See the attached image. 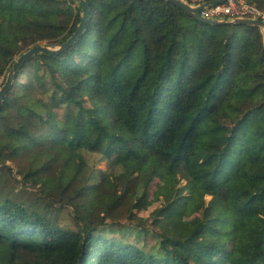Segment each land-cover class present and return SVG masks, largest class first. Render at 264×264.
Segmentation results:
<instances>
[{"label": "trees", "instance_id": "obj_1", "mask_svg": "<svg viewBox=\"0 0 264 264\" xmlns=\"http://www.w3.org/2000/svg\"><path fill=\"white\" fill-rule=\"evenodd\" d=\"M60 1L0 0V76L10 69L1 84L21 54L59 46L76 30L80 5L72 16ZM85 1L82 33L26 60L0 104V162L25 161L23 182L49 206L70 205L76 230L54 224L37 202L5 196L0 264H193L220 250L228 264H264L259 28L207 24L165 0ZM244 1L264 11V0ZM40 69L55 88L47 103L32 97ZM63 106L57 120L53 109ZM114 148L95 179L83 152L106 160ZM155 179L173 183L155 219L180 240L145 251L101 234L127 197L133 216ZM208 196L224 208L212 214ZM199 212L193 225L184 220ZM223 234L232 237L227 249Z\"/></svg>", "mask_w": 264, "mask_h": 264}, {"label": "rangeland", "instance_id": "obj_2", "mask_svg": "<svg viewBox=\"0 0 264 264\" xmlns=\"http://www.w3.org/2000/svg\"><path fill=\"white\" fill-rule=\"evenodd\" d=\"M244 1V0H243ZM245 2V1H244ZM79 3L74 0H61L59 7L67 14L75 15L76 9ZM253 6V5H252ZM255 7V6H254ZM256 8V7H255ZM258 9V8H257ZM264 14V11L258 9ZM259 28V27H258ZM264 42V30L259 28ZM16 47L19 52L24 51L25 46L19 41H16ZM45 44V43H43ZM54 49L58 48L57 45L53 46ZM7 68L0 76V88L5 81V78L9 72ZM39 75H42L41 83L37 80L33 83L32 97L39 99L43 103L49 102L50 95L55 91L54 84L49 75L44 72L43 69L39 70ZM24 77L22 79H25ZM43 111V107L41 108ZM55 112V118L57 120H63L65 114V107L53 109ZM116 148L112 149L111 156L108 159H103L101 155L89 154L83 152L88 162V172L93 171L95 179L98 178L97 172L99 170H109L108 161L115 155ZM5 157V155H4ZM25 161L21 160H6L4 163L0 162V200L5 196H12L15 199L27 202H37L41 208L47 210V216L52 220L54 224L58 226L76 230L74 218L71 214L70 205L65 203H57L49 206L46 201H50L46 196L40 198V192L38 186H32L23 182L22 175L25 172ZM118 170V169H117ZM117 170H112L111 175H115ZM21 172V173H20ZM121 186V184H119ZM120 189V188H119ZM140 189V188H139ZM138 189V190H139ZM139 191L137 194L139 195ZM173 194V183L162 182L158 179L153 180L149 186L146 194L143 197V202L138 210H134L132 217H129L128 207L132 203L131 197H127L121 208L110 215V218L106 220L105 231H102L107 238H113L115 241H119L123 244L133 245L139 248H144L145 251L150 250L156 241L167 239L171 241H178L180 238L176 236L168 222L163 220H156L155 215L160 205L170 201ZM54 199V197L52 198ZM209 210L212 214H216L220 209L224 208L223 204L215 198L206 197ZM201 213H194L191 216L184 217V220L193 225L197 219H199ZM222 240L225 244V249L232 245V237L230 235L223 234ZM193 264H228L224 259V252L222 250L207 255L206 253L197 254L194 256Z\"/></svg>", "mask_w": 264, "mask_h": 264}, {"label": "water", "instance_id": "obj_3", "mask_svg": "<svg viewBox=\"0 0 264 264\" xmlns=\"http://www.w3.org/2000/svg\"><path fill=\"white\" fill-rule=\"evenodd\" d=\"M80 7H81V20L77 25L76 30L72 33V35L62 44L58 46V48L54 49V47H46V46H36L33 48H30L23 54H21L17 60L13 64L12 71L10 72L6 82L1 86L0 88V104L3 100V97L7 90L9 89L11 79L14 75V73L19 69L21 65L24 64L26 60H28L30 57L37 53H42V52H47L50 54H56L59 51H62L69 47L75 39L78 37L79 34L82 33V31L85 29L87 25V21L90 15V9L89 5L85 0H77ZM172 5L176 6L177 8L183 10L185 13L190 15L191 17L198 19L204 23L211 24V25H220L224 26L226 24H235V25H245V26H254V27H259L263 28L264 30V22L261 20H252V19H237V20H211V19H206L203 18L199 15V12L204 8V7H209V6H214L216 4H223L226 0H211L208 1L200 6L197 7H192L181 0H165Z\"/></svg>", "mask_w": 264, "mask_h": 264}, {"label": "built area", "instance_id": "obj_4", "mask_svg": "<svg viewBox=\"0 0 264 264\" xmlns=\"http://www.w3.org/2000/svg\"><path fill=\"white\" fill-rule=\"evenodd\" d=\"M182 2L197 7L211 0H181ZM199 15L211 20H237L252 19L264 22V14L254 6L247 4L243 0H226L223 4L204 7Z\"/></svg>", "mask_w": 264, "mask_h": 264}]
</instances>
